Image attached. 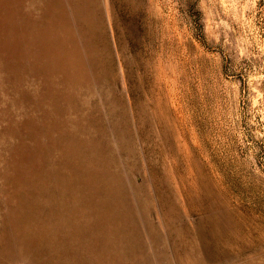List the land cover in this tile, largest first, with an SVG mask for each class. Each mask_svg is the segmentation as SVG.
Instances as JSON below:
<instances>
[{"label":"rangeland","instance_id":"rangeland-1","mask_svg":"<svg viewBox=\"0 0 264 264\" xmlns=\"http://www.w3.org/2000/svg\"><path fill=\"white\" fill-rule=\"evenodd\" d=\"M0 264H264V0H0Z\"/></svg>","mask_w":264,"mask_h":264}]
</instances>
